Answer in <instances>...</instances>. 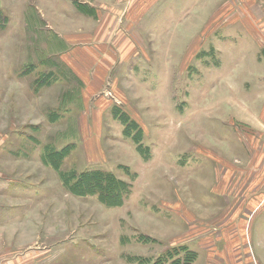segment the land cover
<instances>
[{
    "label": "rangeland",
    "instance_id": "rangeland-1",
    "mask_svg": "<svg viewBox=\"0 0 264 264\" xmlns=\"http://www.w3.org/2000/svg\"><path fill=\"white\" fill-rule=\"evenodd\" d=\"M254 2L0 0V264H264L215 60Z\"/></svg>",
    "mask_w": 264,
    "mask_h": 264
},
{
    "label": "crops",
    "instance_id": "crops-1",
    "mask_svg": "<svg viewBox=\"0 0 264 264\" xmlns=\"http://www.w3.org/2000/svg\"><path fill=\"white\" fill-rule=\"evenodd\" d=\"M250 1L255 3L254 0ZM256 8L259 7L250 8L254 20H247L251 23H246L247 20L244 19L241 26L223 28L220 24L216 25V29L225 31L221 43L229 39L232 50L228 52L227 46L220 45L222 53L219 58L215 57V60L216 69L224 79V87L229 84V92L234 99L231 101L240 106L250 104L253 107V111L245 119L238 115L236 124L232 125V143L235 134L253 158L262 157L264 160V10L259 8L263 12L261 17H258L254 12ZM240 29L247 35H240ZM228 30L234 34L226 33ZM220 76L216 73V86L221 80ZM232 121L235 122L234 119Z\"/></svg>",
    "mask_w": 264,
    "mask_h": 264
},
{
    "label": "trees",
    "instance_id": "trees-1",
    "mask_svg": "<svg viewBox=\"0 0 264 264\" xmlns=\"http://www.w3.org/2000/svg\"><path fill=\"white\" fill-rule=\"evenodd\" d=\"M114 186H115L114 184H111V183L108 182L107 184H105L104 186H102L101 189H104L106 192H108L106 189H109L111 191L112 190L111 188H113V190L115 191V193H110V197L113 195L114 197H117L118 199H120V192H116L115 189H117V186L115 187V189H114ZM83 188H87V186H85V184H83L82 189ZM125 191H126V189L122 190V195H123V192H125Z\"/></svg>",
    "mask_w": 264,
    "mask_h": 264
}]
</instances>
